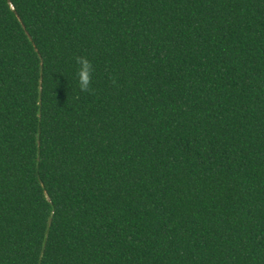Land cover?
I'll use <instances>...</instances> for the list:
<instances>
[{
    "label": "trees",
    "instance_id": "16d2710c",
    "mask_svg": "<svg viewBox=\"0 0 264 264\" xmlns=\"http://www.w3.org/2000/svg\"><path fill=\"white\" fill-rule=\"evenodd\" d=\"M0 264H264V0H0Z\"/></svg>",
    "mask_w": 264,
    "mask_h": 264
},
{
    "label": "clouds",
    "instance_id": "9594fccd",
    "mask_svg": "<svg viewBox=\"0 0 264 264\" xmlns=\"http://www.w3.org/2000/svg\"><path fill=\"white\" fill-rule=\"evenodd\" d=\"M77 63L80 65V70L78 73L80 80V87L82 90L86 91L90 84V80H91L90 74L93 71V66L91 62L84 57H78Z\"/></svg>",
    "mask_w": 264,
    "mask_h": 264
}]
</instances>
